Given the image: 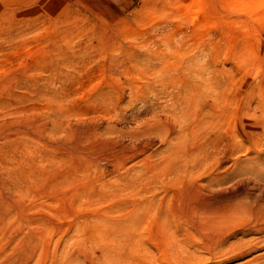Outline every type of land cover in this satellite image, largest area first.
Returning a JSON list of instances; mask_svg holds the SVG:
<instances>
[{
  "label": "rangeland",
  "instance_id": "rangeland-1",
  "mask_svg": "<svg viewBox=\"0 0 264 264\" xmlns=\"http://www.w3.org/2000/svg\"><path fill=\"white\" fill-rule=\"evenodd\" d=\"M262 133L264 0H0V264H173Z\"/></svg>",
  "mask_w": 264,
  "mask_h": 264
},
{
  "label": "bare ground",
  "instance_id": "bare-ground-1",
  "mask_svg": "<svg viewBox=\"0 0 264 264\" xmlns=\"http://www.w3.org/2000/svg\"><path fill=\"white\" fill-rule=\"evenodd\" d=\"M236 170L209 175L176 212L173 264H264V176Z\"/></svg>",
  "mask_w": 264,
  "mask_h": 264
}]
</instances>
